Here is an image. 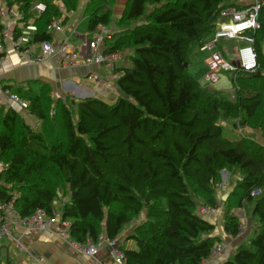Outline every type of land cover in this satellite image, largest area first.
<instances>
[{
  "label": "trees",
  "instance_id": "obj_1",
  "mask_svg": "<svg viewBox=\"0 0 264 264\" xmlns=\"http://www.w3.org/2000/svg\"><path fill=\"white\" fill-rule=\"evenodd\" d=\"M7 1L18 3L23 21L34 18V43L54 42L50 23L66 24L65 14L80 5V0ZM237 2L127 0L117 22L122 31L113 33L115 45L106 50L120 57L132 50L113 104L98 97L77 103L69 96L55 98L49 84L39 83L40 92L7 86L28 103L24 110L41 128L33 130L13 108H0V201L14 200L23 216L39 209L53 216L55 202L70 198L62 217L71 221L76 243L97 242L102 233L115 239L146 212L130 237L138 249L123 250L129 264H202L222 241L210 237L215 225L200 208H217L221 174L236 172L240 180L225 201V232L241 233L233 211L249 204L259 226L225 264H264V144L250 136L225 137L220 123L230 120L235 129L259 132L264 140V2L260 28L249 33L259 68L255 74L233 73L234 98L201 86L189 71L192 58L213 38L222 11L243 8ZM38 4L46 6L40 16ZM116 4L88 0L84 16L91 32L111 25ZM20 36L16 29L14 38ZM227 41L238 48L244 44ZM222 42L217 50L230 59ZM256 190L262 193L253 198Z\"/></svg>",
  "mask_w": 264,
  "mask_h": 264
},
{
  "label": "crops",
  "instance_id": "obj_2",
  "mask_svg": "<svg viewBox=\"0 0 264 264\" xmlns=\"http://www.w3.org/2000/svg\"><path fill=\"white\" fill-rule=\"evenodd\" d=\"M87 0L83 4L85 7ZM127 0H117V4L113 10L112 23L115 24L112 28L108 26L110 33H119L122 29L117 25L118 20L122 17ZM238 3H243L238 1ZM247 4V3H245ZM243 5V4H242ZM0 8H5V14L0 16V44L3 45V50H0V58L2 59L0 65V108L8 110L15 109L24 118L25 122L32 127L33 130H40L41 122L39 119L27 113L22 109L18 103L13 101L5 91L7 86L13 89L24 87L34 88L35 91L40 92L41 86L39 83L49 84L53 87V96L55 98L71 97L74 103L79 100L89 97H98L107 103L113 104L121 95L120 89L117 86L119 78L130 69V64L127 61L128 55L132 53L131 49L125 50L122 57L111 65L97 64L94 61L88 65L68 66L64 67L58 57L45 59L43 62L37 64L31 61L16 50L17 39L21 36L24 38V45L20 47L32 48L33 54L37 57L42 56L41 48L33 41V35L36 33V26L34 18L30 17L23 21V14H21L18 3H11L7 0H0ZM40 16V13H37ZM66 24L63 25L62 32L51 33L54 42L58 44L62 40L67 39L70 43L72 39L78 40L79 47L73 46L84 59H92L94 53L91 50V42L94 39L95 33L89 30V24L86 31L79 34L76 32L78 24L81 22L76 18L79 13H66ZM83 20H86L83 13ZM89 20V19H88ZM221 19L218 20V22ZM16 29L20 30V37L14 38ZM6 31V35L2 36V31ZM115 45L114 39L107 40L103 45L101 51L106 52L108 48ZM33 46V47H32ZM200 50L192 58L191 64L195 63L200 55ZM124 58V59H123ZM207 58V56H206ZM205 58V65L206 64ZM208 67V66H207ZM208 70H210L208 68ZM211 73L208 72L206 74ZM93 74L98 76V80L93 78ZM10 90V89H9ZM241 130L235 133L240 134ZM250 137H254L250 131H242ZM232 134V133H231ZM264 144V140L257 134L254 137ZM3 165L0 163V171ZM230 175L226 176L225 188L219 189L217 193L218 212L216 214L206 215V219L215 225V230L210 234V237H218L224 243V248L220 255L209 257L204 260L202 264H225L232 260L238 250L243 244L250 243L253 238L251 234L256 231L259 222L253 217L254 205H247L240 210H234L233 213L239 218L242 224L241 233L233 237L225 232V201L229 193L235 188L236 182L240 180V175L231 177V172L224 171ZM70 198L62 196L54 204L55 213H63V206ZM146 220V212L136 220L128 224L121 234L117 237L119 246L123 250H137L138 245L131 235L134 234L138 225ZM14 237L19 241H12L4 238L0 242V264H115L112 258V249L108 244L100 247L96 256L90 257L80 254L74 249L69 242L61 239L54 232H41L38 230H26L24 228H10Z\"/></svg>",
  "mask_w": 264,
  "mask_h": 264
},
{
  "label": "built area",
  "instance_id": "obj_3",
  "mask_svg": "<svg viewBox=\"0 0 264 264\" xmlns=\"http://www.w3.org/2000/svg\"><path fill=\"white\" fill-rule=\"evenodd\" d=\"M241 2V0H238ZM264 0H250L247 4L243 5L240 10H225L222 12L220 21L217 24L213 38L206 42L200 49L202 53H207L209 56L206 58V64L211 73L207 74V81H218V75L216 71L224 70L230 73H235L238 70L245 71L250 74H255L259 68L257 53L255 50V38L249 35L250 32H255L260 28L259 18ZM5 8H0V16L5 14ZM38 13H43L46 10L44 4H38L36 6ZM50 33L62 32L64 27L61 20H53L48 26ZM2 36L6 35V31H2ZM112 38L108 27L99 26L95 31L94 39L91 42V50L94 53L92 59H84L81 54L71 46L70 42L65 39L56 44L55 42H42L35 43L41 48L42 56L37 57L33 54L32 48L20 47L24 45V38L21 36L16 41V50L23 57L35 61L39 64L45 59L58 57L64 67L68 66H80L88 65L91 62L97 64L111 65L118 61L120 55L118 53H106L101 49L107 40ZM223 40H239L244 44L238 48L236 59L238 64L233 65L232 60L223 57L221 52L217 50L218 43ZM33 47V46H32ZM0 50H3V45L0 44ZM2 59L0 58V65ZM212 70L214 72H212ZM93 78L98 80L96 74L92 75ZM10 95L11 99L19 104L22 109H27L28 103L22 100L18 95L12 94L9 91H5ZM220 188H225V185H221ZM261 190H256L252 193L253 198H257L261 195ZM218 207L214 208L209 205H203L200 208V213L206 217L209 214H216ZM71 221L65 220L61 214L54 213L53 216L48 215L44 210H37L31 215H21L14 207V200L10 202L0 201V242L4 238H8L12 241H16L18 245L19 241L14 237L11 227L24 228L26 230H38L41 232H54L61 239L69 242V244L76 249L80 254L94 257L99 252L102 245L108 244L112 249V258L115 264H129L122 248L119 246L118 238L109 239L104 233H102L97 242L88 241L87 243H76L71 238ZM224 243H220L213 251L211 256H218L221 254ZM210 256V257H211Z\"/></svg>",
  "mask_w": 264,
  "mask_h": 264
},
{
  "label": "rangeland",
  "instance_id": "obj_4",
  "mask_svg": "<svg viewBox=\"0 0 264 264\" xmlns=\"http://www.w3.org/2000/svg\"><path fill=\"white\" fill-rule=\"evenodd\" d=\"M242 1H243V3H238V2L237 3L242 5V4L248 3L250 0H242ZM87 2H88V0H87ZM84 3H85V0H80L79 9L77 10V12H75V13H79V15L76 18H79V16L81 15L79 18L81 20V22L78 24V27L76 30V32L79 34L86 31V28L88 27V24H89V20H88L89 18H85V19H87V21L83 20L84 19V17H83L84 10H82L83 9L82 6ZM227 4H229V2ZM234 9L235 8H230V10H234ZM223 11H225V10H223ZM113 26H115V24L111 23L110 28H112ZM79 43L80 42L78 40L72 39L70 44H71V46L79 47L80 46ZM222 43L225 46V48H230L227 50H229L230 53H232L230 55V59H229V60H232V64L233 65L238 64V60L236 59V56L234 55L235 50H237V48H238L237 47L238 44L235 43L234 45L231 46V42H229L227 40H223ZM263 50H264V44H263ZM206 56H209V54H207V53L205 54V53L200 52V55H199V58L197 59V61L195 63L191 64V66L189 67L190 73L197 78V81L200 82L201 86H203L205 88L206 87H212L214 90H217V92L223 93L226 97L234 98V93H235L234 91L235 90H234V83H233V78H232L233 73H230V72H227L224 70H218V71H216L218 78H219L218 81H216V82L207 81V79H206L207 74L206 73L210 72V70H208V67L205 65ZM212 72H214V71L212 70ZM220 123L222 124V126L224 128L223 134L225 137L240 138L241 136H248V134H246V133L244 134L242 131L240 132V134L235 133L237 131V129H235L233 127V122L230 120H226L224 118H221ZM253 133H256V132H253ZM257 134L260 136L259 133H257ZM257 134H252V135L254 137H257ZM221 175H222L221 176V178H222L221 185H225V183H226L225 177L226 176L228 177L230 175H228L224 172ZM235 175H238V173L231 172V177H233ZM221 185H220V187H221ZM198 204H199L198 206H201L200 205L201 203H198ZM254 235H255V231L252 232L251 237H253Z\"/></svg>",
  "mask_w": 264,
  "mask_h": 264
},
{
  "label": "water",
  "instance_id": "obj_5",
  "mask_svg": "<svg viewBox=\"0 0 264 264\" xmlns=\"http://www.w3.org/2000/svg\"><path fill=\"white\" fill-rule=\"evenodd\" d=\"M185 66L188 67V64H186ZM257 76H261V73L258 72V73H257ZM69 181H70V180H68V182H69Z\"/></svg>",
  "mask_w": 264,
  "mask_h": 264
}]
</instances>
